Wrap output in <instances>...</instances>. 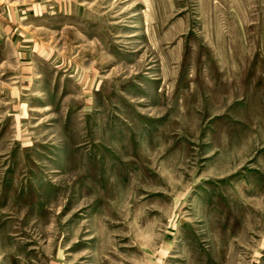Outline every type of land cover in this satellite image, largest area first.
I'll list each match as a JSON object with an SVG mask.
<instances>
[{
    "label": "rangeland",
    "instance_id": "374dc122",
    "mask_svg": "<svg viewBox=\"0 0 264 264\" xmlns=\"http://www.w3.org/2000/svg\"><path fill=\"white\" fill-rule=\"evenodd\" d=\"M0 264H264V0H0Z\"/></svg>",
    "mask_w": 264,
    "mask_h": 264
}]
</instances>
